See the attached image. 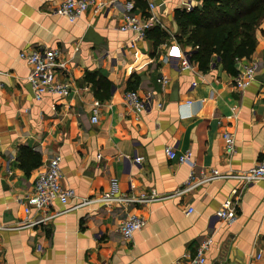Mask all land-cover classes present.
I'll list each match as a JSON object with an SVG mask.
<instances>
[{"label":"crops","instance_id":"0c3cea01","mask_svg":"<svg viewBox=\"0 0 264 264\" xmlns=\"http://www.w3.org/2000/svg\"><path fill=\"white\" fill-rule=\"evenodd\" d=\"M60 1L0 0V264H186L202 238L212 242L205 264H262L254 255L264 250V180L244 185L219 179L177 194L190 166L167 159L164 149L190 152L197 169L221 173L246 171L262 157L264 21L255 29L253 52L240 60L257 62L259 70L239 92L215 55L206 71L193 62V69H183L178 59L168 57L177 33L174 12L200 9L203 0H143L144 8L117 0L75 23L52 14ZM127 3L136 18H156L159 24L153 27L167 36L163 43L154 46L146 35L134 40L132 33L118 30ZM88 27L101 37L99 45L83 41ZM42 46L64 51L65 71L57 78L69 84L66 97L33 98L28 67L18 54ZM93 74L96 85L87 80ZM130 90L152 94V102L162 108L131 113L123 99ZM94 102L100 104L96 123L91 122ZM225 132L234 138L230 155ZM26 148L37 154L38 165L31 160L21 165ZM54 155L60 157L63 186L78 197L154 190L170 198L134 205L125 213L93 205L57 215L45 225L12 229L24 220L23 199ZM226 199L235 203L236 220L230 226L215 216ZM189 207L193 211L185 215ZM63 209L58 202L51 207ZM132 214L145 222L123 241L119 228ZM35 215L31 210L28 219Z\"/></svg>","mask_w":264,"mask_h":264},{"label":"built area","instance_id":"2783aa9c","mask_svg":"<svg viewBox=\"0 0 264 264\" xmlns=\"http://www.w3.org/2000/svg\"><path fill=\"white\" fill-rule=\"evenodd\" d=\"M116 1L117 0H61L53 9L52 14L57 17L65 18L70 23H75L83 14L87 12L97 14L105 8L112 7ZM180 1L183 2L184 0ZM126 8L128 13L124 15L123 23L118 27V30L132 33L134 35V40L144 39L146 32L149 31L153 25L159 24L153 16L139 19L129 13L132 9L130 3L126 4ZM148 8L151 11L154 6L149 4ZM168 50V57L178 59L183 69H193V66L189 63V56L181 52L180 47L175 41ZM63 54L64 51L62 48H50L46 46L19 52L18 58L24 61L28 67L26 80L31 85L35 101L39 102L45 95L61 98L69 95V84L67 82H61L57 78L59 72L65 71V64L67 61L61 59ZM235 65L237 73L232 78V87L241 92L255 79L259 70V64L257 62L240 64V60L236 59ZM1 75L2 73L0 72V76ZM161 83L164 86L167 80L163 79ZM2 87L3 83L0 80V89ZM123 99L128 110L137 116L152 109L160 110L162 108L161 103L152 102V94L150 93L140 96L135 91H126L123 94ZM99 107L100 104L94 102L91 110L92 123H96L98 120ZM223 138L225 140L226 154L230 155L234 151V138L229 132H225ZM164 154L169 160H174L179 164H188L190 166V173L184 184L185 187L177 194L219 179H236L244 185H250L264 180V149L262 151V157L250 169L243 172L227 173H221L213 168L208 170L204 168L197 169L196 164L191 159L190 152L178 154L173 148L167 147L164 149ZM134 160L136 163L140 162L139 158H135ZM59 163L60 157L54 155L46 161L43 169L38 172L30 193L23 199V212L25 218L19 225L12 229L34 228L45 225L57 215L70 210L88 208L93 205H99L107 209L112 207L119 210L118 212L125 213L127 208L131 206L147 205L152 202L170 198V196H159L154 190L138 196L125 194L114 196L110 193H104L98 197H78L73 189L63 186ZM71 200H75V203L68 206ZM55 202H58L64 209L56 211L51 210ZM31 210H35L36 215L34 218L28 219ZM192 211L193 209L189 207L183 212L185 215H189ZM215 216L227 226L232 225L236 220L235 203L231 199H226L215 213ZM144 222V219L138 215H126L125 220L119 228L121 239L123 241L130 240L133 234L141 229ZM211 243L210 238H202L195 248L194 256L191 257L186 264H205V254ZM38 250L40 251V248H38ZM254 259L264 264V250L256 252Z\"/></svg>","mask_w":264,"mask_h":264},{"label":"trees","instance_id":"16d2710c","mask_svg":"<svg viewBox=\"0 0 264 264\" xmlns=\"http://www.w3.org/2000/svg\"><path fill=\"white\" fill-rule=\"evenodd\" d=\"M131 1L135 7H145L143 0ZM173 18L176 43L181 48H192L186 53L190 63H195L199 71H206L215 55L227 73L234 76L235 60L247 58L254 50L255 29L264 20V0H203L200 9L176 10ZM146 38L158 46L167 36L155 26L146 32ZM94 77L95 74L87 76V80L96 85ZM20 160L23 166L30 160L39 164L37 154L28 148L22 150Z\"/></svg>","mask_w":264,"mask_h":264},{"label":"water","instance_id":"95a60500","mask_svg":"<svg viewBox=\"0 0 264 264\" xmlns=\"http://www.w3.org/2000/svg\"><path fill=\"white\" fill-rule=\"evenodd\" d=\"M84 42H90L94 45H99L102 41L101 37L93 30L92 27H88L83 35Z\"/></svg>","mask_w":264,"mask_h":264},{"label":"rangeland","instance_id":"374dc122","mask_svg":"<svg viewBox=\"0 0 264 264\" xmlns=\"http://www.w3.org/2000/svg\"><path fill=\"white\" fill-rule=\"evenodd\" d=\"M263 21H264V20H262L258 26H260V25H261V23H262ZM176 32H177V31H176ZM176 35H177V33H175V34H174V38H176ZM186 48H189V49H191V50H192V48H191L190 46H188V47H186Z\"/></svg>","mask_w":264,"mask_h":264}]
</instances>
